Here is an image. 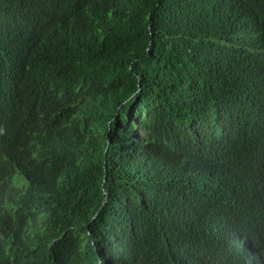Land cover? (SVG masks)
<instances>
[{
  "label": "trees",
  "instance_id": "trees-1",
  "mask_svg": "<svg viewBox=\"0 0 264 264\" xmlns=\"http://www.w3.org/2000/svg\"><path fill=\"white\" fill-rule=\"evenodd\" d=\"M0 264H264V0H0Z\"/></svg>",
  "mask_w": 264,
  "mask_h": 264
},
{
  "label": "clouds",
  "instance_id": "clouds-1",
  "mask_svg": "<svg viewBox=\"0 0 264 264\" xmlns=\"http://www.w3.org/2000/svg\"><path fill=\"white\" fill-rule=\"evenodd\" d=\"M4 195V190L3 188L0 186V197ZM257 243H258V247L259 250L262 254H264V238L262 236H258L257 238Z\"/></svg>",
  "mask_w": 264,
  "mask_h": 264
}]
</instances>
